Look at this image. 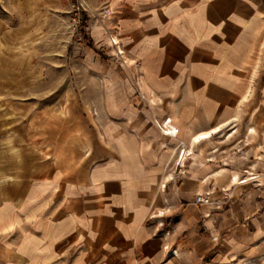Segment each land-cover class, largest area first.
<instances>
[{
	"label": "crops",
	"instance_id": "1",
	"mask_svg": "<svg viewBox=\"0 0 264 264\" xmlns=\"http://www.w3.org/2000/svg\"><path fill=\"white\" fill-rule=\"evenodd\" d=\"M121 10L120 47L158 124L133 122L139 151L109 144L73 167L0 171V264H229L264 246V0H131ZM178 141L190 151L185 174L160 195ZM216 188L228 197L206 232L207 207L192 198ZM163 203L174 208L164 237L154 227ZM165 242L177 256L162 255Z\"/></svg>",
	"mask_w": 264,
	"mask_h": 264
},
{
	"label": "rangeland",
	"instance_id": "2",
	"mask_svg": "<svg viewBox=\"0 0 264 264\" xmlns=\"http://www.w3.org/2000/svg\"><path fill=\"white\" fill-rule=\"evenodd\" d=\"M128 1L0 0L1 172H40L51 162L73 167L83 153L109 144L141 150L144 140L128 134L133 122L144 116L157 121L145 105L140 70L116 34L117 14ZM169 120L162 132L175 128ZM177 146L165 156L172 159L162 172L167 181L160 195L169 194L168 182L182 175L175 161L185 150L179 141ZM173 209L163 203L155 210L163 220L154 227L168 229ZM229 264H264V246L236 251Z\"/></svg>",
	"mask_w": 264,
	"mask_h": 264
},
{
	"label": "built area",
	"instance_id": "3",
	"mask_svg": "<svg viewBox=\"0 0 264 264\" xmlns=\"http://www.w3.org/2000/svg\"><path fill=\"white\" fill-rule=\"evenodd\" d=\"M168 129L167 131L165 130L164 133L165 134H169V135H176L177 133V129L176 128H173L170 132V129L171 128H166ZM186 158H187V154L185 151H182V150H179L178 152V156H177V160L175 161V169L176 170H181V174H185V169H184V165H185V161H186ZM215 190H211V191H204V192H196L194 195H193V198H192V202L195 204V205H198V206H205L207 207V210H204L202 213H201V227L203 228L204 231H208L210 232V229L208 228V226L204 223V221H210L211 223H215L216 222V213L221 211L223 209L224 206V203H225V199L228 197L227 194L225 193L226 191L225 190H220L222 192L221 193V197H215ZM179 203H182V202H179ZM160 228H163V224L160 225V227H158L157 230H159ZM169 233V229H163L161 231V234H163L162 236L164 237V235H168ZM211 235V234H210ZM213 240H216L217 237L216 236H213L212 237ZM162 253H163V256L165 258H168V257H171V256H177L178 255V252L176 249H172L171 246H169V244L167 242L163 243L162 244Z\"/></svg>",
	"mask_w": 264,
	"mask_h": 264
},
{
	"label": "trees",
	"instance_id": "4",
	"mask_svg": "<svg viewBox=\"0 0 264 264\" xmlns=\"http://www.w3.org/2000/svg\"><path fill=\"white\" fill-rule=\"evenodd\" d=\"M84 40L86 41V43H87V45L89 46V47H94L93 46V43H92V41L90 40V38L89 37H86V36H84Z\"/></svg>",
	"mask_w": 264,
	"mask_h": 264
},
{
	"label": "bare ground",
	"instance_id": "5",
	"mask_svg": "<svg viewBox=\"0 0 264 264\" xmlns=\"http://www.w3.org/2000/svg\"><path fill=\"white\" fill-rule=\"evenodd\" d=\"M165 121H167V122L165 123ZM168 122H170L169 118H167V119L165 118V119L162 121V124H161V125H162V126H164V125L166 126V124H167ZM165 126H164V127H165ZM214 130H215V129H214ZM171 131H173V130H171ZM171 131H170V132H171ZM202 134H203V133H202ZM204 138H205V137H204ZM194 139H195V138H194ZM163 186H164V185H163Z\"/></svg>",
	"mask_w": 264,
	"mask_h": 264
}]
</instances>
